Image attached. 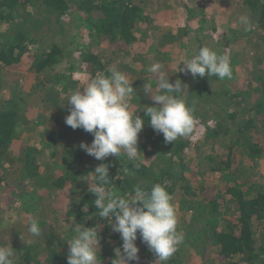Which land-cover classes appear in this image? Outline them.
Returning a JSON list of instances; mask_svg holds the SVG:
<instances>
[{"label": "rangeland", "instance_id": "obj_1", "mask_svg": "<svg viewBox=\"0 0 264 264\" xmlns=\"http://www.w3.org/2000/svg\"><path fill=\"white\" fill-rule=\"evenodd\" d=\"M133 2L140 5L143 10L142 17L148 20L142 23V31L146 37L129 46H123L120 42L111 43L106 37L101 40L88 37L85 25L77 28L73 39L65 22L62 23L61 29L57 24L52 26L54 31L51 42L63 49L69 61L76 67L77 54L75 52L73 59H70V52L82 47L97 55L101 63L108 64L102 72L109 74L108 70L115 68L133 81L135 92L129 101L132 111L145 121L138 137L140 151L138 157L144 162L157 159V154L163 152L165 143L163 134H158L152 129L150 117L144 113L145 107L156 106L150 96L143 92L144 84H151L156 90V81L148 72V68L153 63H160L162 69L169 75L170 82L181 79L187 84L188 92L184 94V99H187L193 86L196 85V80L191 74L185 75L178 71L185 55L196 54L198 47L207 46L218 54L227 53L230 56L233 78L208 87L212 91L210 94L228 90L240 95L237 98L238 103L232 106V111L237 113L235 123L240 125L243 132H238L234 125L229 136L220 135L213 147L208 145L200 149L201 153L200 151L195 153L196 160H191L187 181L190 183L193 177L190 186L196 194H185L181 189H177L172 195L173 203L177 208L178 230L183 231L185 239L179 250L170 258L175 260L167 261V264H216L222 261L219 248L210 246L206 239L201 242L202 239L191 237L189 231L194 229L200 237L206 238L214 226L223 229L224 223L212 224V220L220 217L221 213L212 210L207 201L208 196L220 202L229 198L225 192V182L226 180L229 182L231 177H222L225 166L220 164V161H225L226 156H230L229 169L233 174H237L236 182L242 185L244 190L252 191L255 185L264 184V129L260 124L261 114L256 107L264 102V92L261 87L264 85V30L257 27L253 16L244 7L243 0H133ZM245 16L253 24L251 31L245 32L244 26L240 23L241 17ZM71 22H74L73 17ZM43 26L49 27V24L45 23ZM28 27L37 33L41 31V34L44 33L35 23H28L26 28ZM186 27L188 30L185 36H176L177 29L182 31ZM182 33L178 32L179 35ZM171 36L175 37L171 38ZM160 41L164 42L161 44ZM44 46L47 45L44 44L43 48ZM29 53L40 55L42 48L39 49L37 44ZM55 58L58 60L54 65L55 72L62 73L66 63L59 56ZM29 70L34 71L31 68ZM76 70L80 71L78 67ZM74 74L79 73L75 71L70 74L69 79L74 81L79 77ZM26 75L27 70L23 67L7 69L0 66V103H5L8 108L15 107L19 115L14 132V144L0 155V246L11 245L16 251L15 263L25 247L39 245L42 250H39L38 256H42L41 253L49 249L44 240L28 232L30 214L14 210L15 194L30 192L38 196L37 213L31 216L38 219L41 229L45 228L46 233L51 232L52 236L60 241L58 251H69L67 240L75 235V228H70L73 218L68 219L65 213L73 209L80 195H75L72 199L70 194L75 191L76 185H79L80 189L84 186L89 187L90 172H93L90 169L93 157L83 151V156L73 163L74 159L69 158L65 152L69 149H80L79 145L82 142L90 145L93 140V136L83 129L73 130L65 124V117L70 114L71 108V105L67 104L68 97L76 89L83 90L90 80L83 78L80 83L75 82V85L67 88L66 92L59 87L56 88L55 93L48 88L28 92L27 88L22 87L26 82L24 79ZM197 109L200 114H204L209 110V106L200 103ZM248 121L253 123L247 129L245 124L248 125ZM198 125L200 123L196 122L193 132L185 139H191L201 146L203 145L202 129L198 131ZM249 145L258 152L250 151ZM202 154L205 157L215 158L213 161H199L203 158L199 157ZM110 157L115 158V156L107 158ZM27 158L40 169H53L56 175H66L68 186L62 190L54 189L48 184V179L42 178L43 172L32 178L27 176L26 171L23 170ZM211 167L214 171L209 170ZM62 168L67 171L61 172ZM254 194L255 192H252V195ZM181 202L184 203L183 206ZM225 219L231 218L225 217ZM191 224L193 228L187 231V226ZM100 226V255L104 256L112 250V254L116 257L115 250L121 248L122 251L120 234L113 232L109 224ZM252 228L255 241L253 247L257 251L264 244L262 237L264 224L255 222ZM136 244L140 249L139 252L150 251L141 243L139 234ZM106 257L103 260L104 264L109 260L108 256ZM237 260L238 257H235L234 261ZM154 262L150 263L154 264Z\"/></svg>", "mask_w": 264, "mask_h": 264}, {"label": "trees", "instance_id": "obj_2", "mask_svg": "<svg viewBox=\"0 0 264 264\" xmlns=\"http://www.w3.org/2000/svg\"><path fill=\"white\" fill-rule=\"evenodd\" d=\"M242 3L253 16L257 27L264 30V0H243ZM142 11L140 5L135 4L133 0H0V66L7 69L25 68L27 70V75L24 77L26 82L22 87L27 88L28 92L48 88L55 93L57 87L66 92L67 88L76 84L75 82L80 83L83 78L90 80L96 73L104 71L108 64L101 63L97 55L85 48L77 47L74 52H70V59H73L75 52L77 54L75 60L80 70L77 71V67L69 61L65 51L56 44H52L51 39L54 31L52 26L57 24L61 29L62 23L65 22L74 39L77 28L85 25L88 37H96L100 40L106 37L111 43L120 42L123 46H129L146 37L142 31V23H146L148 19L142 17ZM72 17L74 22H71ZM28 23H35L44 33L41 34L42 31L37 33L34 29L26 28ZM45 23L49 24V27L43 26ZM187 30V27L182 31L177 29L176 32L183 33L179 35L177 32L178 35L176 34V36H185ZM174 37L171 36V38ZM160 42L162 44L164 41ZM37 44L39 49L42 48V53L40 55L39 53H29L30 49ZM44 44L47 45L44 46L45 48H43ZM201 47L203 46L198 47V51ZM56 56H59L66 63V68L62 73L55 72L54 65L58 62ZM30 68L34 71H30ZM75 71L79 73V77L73 81L69 78L70 74ZM65 79L68 81H62ZM195 80L196 85L193 86L191 93L185 100L188 106L193 108L196 122L200 123L198 131L202 129L203 145L198 146L195 141L181 137L175 142L164 143L163 152L157 154V159L153 158L149 162L142 161L141 157H137L135 161H130L126 155L119 158H106L103 161L92 158L90 169L93 172L100 163L109 166V188H112L119 195H124L130 193L136 185L142 186L145 190H150L153 184L159 183L166 187L171 196L177 189H181L185 194H196L190 186L193 177L190 183L187 181L189 178L187 176L188 168L191 160L196 158L195 153L208 145L213 147L220 135L229 136L234 125L238 132L242 133L243 130L239 124L235 123L237 113L232 111V106L238 103L237 98L240 95L228 90L210 94L212 91L208 85L224 82L227 79L221 81L215 76L209 78L205 76L204 78L196 77ZM261 87H263L262 92H264V85ZM200 103L209 106V110L205 111L204 114L198 112L197 106ZM4 104L0 103V155L13 146L16 122L19 118L15 107L8 108ZM256 107L261 114L260 124L264 129V102ZM248 122V125L245 124L247 129L253 123ZM237 143L238 141H236ZM248 149L257 151L250 145ZM65 152L69 158L74 159L73 163L77 162L80 156H83V150L80 149H69ZM199 157H203L199 161H213L215 158L213 156L205 157L204 154L199 155ZM229 157L226 156L225 161H220V164L225 166L222 177H231L229 182L227 180L225 182V192L229 198L220 202L218 199L208 196L209 200L207 201L212 210L221 213L220 217L212 220V224L224 223L223 229H217V225L214 226L206 238L200 237L194 229L189 231V234L191 237L202 239L201 242L206 239L205 241H208L210 246L219 248L222 261L216 264H264V244L257 251L254 250L255 241L252 228L255 222L264 224V184L255 185L256 187L252 188V191L250 189L244 190V187L236 182L237 174H233L229 169L231 165ZM25 162L23 170L30 178L43 172L42 178L48 179V184L54 189L62 190L68 186L66 175H56L53 169L48 167L49 170L40 169L28 158ZM137 163L140 165L138 169L135 167ZM57 167L60 168L61 166ZM62 170L61 172L67 171L64 168ZM209 170L214 171V168L211 167ZM76 186L77 188L70 196L73 199L75 195L80 194L79 199L74 203L73 209L65 213L68 219L73 218L70 228H75L79 224L86 227L97 224L107 226V220L93 215L96 212L92 206L95 197L89 193V187L84 186L80 189L79 185ZM252 192L255 194L252 195ZM208 194L209 192H207ZM15 195L13 207L16 211L30 215L37 213L39 201L36 194L17 192ZM85 204L89 205L87 212L84 211ZM183 204L181 202V206ZM87 216H91L89 221L86 220ZM225 217L231 219L226 220ZM192 228V224L188 225L187 231ZM262 237L264 238V233ZM37 238L44 240V243L49 247L47 252L38 256L39 250H42L39 245L25 247L15 264H67L69 251H58V242L60 241H57L51 232L46 233L44 228L41 236ZM112 252L110 250L106 255H100L101 264H104L103 260L107 258L106 256L109 258L106 264H113L116 257ZM235 257H238L237 261H234ZM155 260L156 257L151 251L139 252L138 264H151ZM132 264H137V262H132Z\"/></svg>", "mask_w": 264, "mask_h": 264}, {"label": "clouds", "instance_id": "obj_3", "mask_svg": "<svg viewBox=\"0 0 264 264\" xmlns=\"http://www.w3.org/2000/svg\"><path fill=\"white\" fill-rule=\"evenodd\" d=\"M240 23L245 32L253 29L246 16L241 17ZM108 71L109 74L96 73L83 90L72 91L67 102L71 105L70 114L65 117V124L93 136L90 145L82 142L79 147L97 161L109 156L119 158L121 154L135 161L140 154L138 137L145 121L131 109L129 98L135 92L133 81L115 68ZM178 71L194 78L215 76L221 81L233 78L230 56L218 54L207 46L201 47L196 54H186ZM148 72L156 81V90L151 84L143 86L145 95L150 96L156 105L144 108V113L150 117V126L158 134H163L165 143L189 136L196 118L193 108L184 99L185 92H188L187 84L181 79L170 82L160 63H153ZM135 167L138 169L139 163ZM90 174L92 183L86 181L89 193L95 197L92 206L96 212L93 215L107 220L111 230L119 233L122 240V251L121 248L115 250L113 264H138V234L141 243L156 257L154 264H167L185 237L183 231L178 230L177 208L166 187L156 183L150 190H145L136 185L130 193L119 195L108 187L110 174L107 164L100 163ZM88 208L89 205L85 204L84 211L87 212ZM86 219H91V216ZM100 228L99 224L75 227V235L67 240V264H101ZM28 232L34 237L42 234L38 219L31 215ZM15 252L11 245L0 246V264H15Z\"/></svg>", "mask_w": 264, "mask_h": 264}, {"label": "crops", "instance_id": "obj_4", "mask_svg": "<svg viewBox=\"0 0 264 264\" xmlns=\"http://www.w3.org/2000/svg\"><path fill=\"white\" fill-rule=\"evenodd\" d=\"M14 210H15V208H14ZM16 211V210H15ZM16 212H20V211H16Z\"/></svg>", "mask_w": 264, "mask_h": 264}]
</instances>
